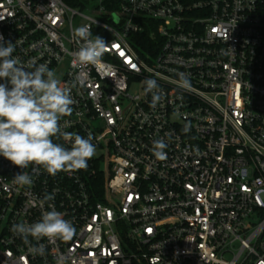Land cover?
Masks as SVG:
<instances>
[{"label":"built area","instance_id":"1","mask_svg":"<svg viewBox=\"0 0 264 264\" xmlns=\"http://www.w3.org/2000/svg\"><path fill=\"white\" fill-rule=\"evenodd\" d=\"M81 26L109 43L96 66L73 62ZM0 36L72 86L66 131L96 145L54 176L0 156V264H264V0H0ZM49 204L76 234L32 255L12 225Z\"/></svg>","mask_w":264,"mask_h":264},{"label":"clouds","instance_id":"2","mask_svg":"<svg viewBox=\"0 0 264 264\" xmlns=\"http://www.w3.org/2000/svg\"><path fill=\"white\" fill-rule=\"evenodd\" d=\"M74 34L81 45L72 54L73 62L82 67L102 63L109 43L99 35L93 38L88 26L76 28ZM14 51L15 45L4 43L0 36V156L22 170L35 165L53 176L59 172L86 170L88 161L96 153L93 137L66 131L69 122L63 119L73 112L72 86L63 84L47 64L21 63L12 55ZM176 75L178 87H191L185 73ZM142 84L144 92L151 94V105L155 108L164 99L163 90L152 78H145ZM59 140L69 142L71 147L57 143ZM166 147L164 140L159 139L153 142L152 151L159 159H165ZM12 180L18 186L33 184L32 176L25 171L16 173ZM53 199V195H46L39 201L40 207ZM49 208L37 222L12 225L11 231L28 245L32 255H45V245L40 243L42 238L68 241L76 234L71 221L54 205L49 204ZM30 237L37 243L32 244Z\"/></svg>","mask_w":264,"mask_h":264},{"label":"trees","instance_id":"3","mask_svg":"<svg viewBox=\"0 0 264 264\" xmlns=\"http://www.w3.org/2000/svg\"><path fill=\"white\" fill-rule=\"evenodd\" d=\"M0 82H2V81H0Z\"/></svg>","mask_w":264,"mask_h":264}]
</instances>
